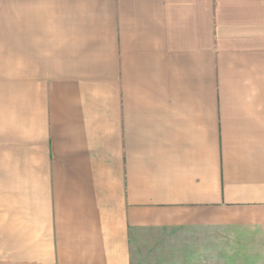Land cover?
<instances>
[{"label":"crops","instance_id":"obj_1","mask_svg":"<svg viewBox=\"0 0 264 264\" xmlns=\"http://www.w3.org/2000/svg\"><path fill=\"white\" fill-rule=\"evenodd\" d=\"M0 264H264V0H0Z\"/></svg>","mask_w":264,"mask_h":264}]
</instances>
